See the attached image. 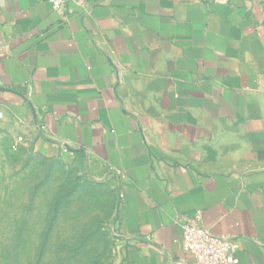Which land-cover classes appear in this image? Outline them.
Masks as SVG:
<instances>
[{"label":"crops","instance_id":"0c3cea01","mask_svg":"<svg viewBox=\"0 0 264 264\" xmlns=\"http://www.w3.org/2000/svg\"><path fill=\"white\" fill-rule=\"evenodd\" d=\"M84 2L0 0V162L79 154L111 180L114 264H173L196 213L264 264V0Z\"/></svg>","mask_w":264,"mask_h":264},{"label":"rangeland","instance_id":"374dc122","mask_svg":"<svg viewBox=\"0 0 264 264\" xmlns=\"http://www.w3.org/2000/svg\"><path fill=\"white\" fill-rule=\"evenodd\" d=\"M120 198L82 155L0 162V264H114Z\"/></svg>","mask_w":264,"mask_h":264},{"label":"built area","instance_id":"2783aa9c","mask_svg":"<svg viewBox=\"0 0 264 264\" xmlns=\"http://www.w3.org/2000/svg\"><path fill=\"white\" fill-rule=\"evenodd\" d=\"M60 18L69 15L70 6L81 7L84 0H42ZM15 151V148H14ZM181 250L183 256L173 264H237L235 240L215 236L200 224V214L187 218L182 224Z\"/></svg>","mask_w":264,"mask_h":264}]
</instances>
